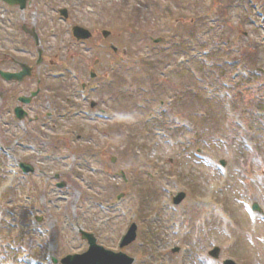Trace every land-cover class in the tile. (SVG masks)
<instances>
[{"label":"rangeland","instance_id":"rangeland-1","mask_svg":"<svg viewBox=\"0 0 264 264\" xmlns=\"http://www.w3.org/2000/svg\"><path fill=\"white\" fill-rule=\"evenodd\" d=\"M65 8L74 27L94 37L96 51H68L64 37L61 63L77 75L73 86L90 82L94 69L101 88L82 102L79 87L68 89L46 73L47 91L26 108L23 123L1 109L2 259L48 264V249L58 261L86 252L80 229L114 247L139 211L138 240L123 250L134 264H264V0H70ZM43 12L39 34L55 32L44 43L53 53L61 33ZM144 85L155 86L154 94L134 92ZM91 101L103 120L90 111ZM48 106L80 116L46 120ZM19 163L36 172L16 176ZM183 190L188 198L175 208L172 197ZM254 204L263 215L253 225ZM214 246L222 249L217 260L208 254Z\"/></svg>","mask_w":264,"mask_h":264},{"label":"flooded vegetation","instance_id":"flooded-vegetation-1","mask_svg":"<svg viewBox=\"0 0 264 264\" xmlns=\"http://www.w3.org/2000/svg\"><path fill=\"white\" fill-rule=\"evenodd\" d=\"M11 2L8 4L0 0V101H3L6 95L11 94V100L6 101L7 106L2 105V110L7 113H12V109L15 110L19 98L30 97L35 91L38 96L28 107L31 106L30 110H32L33 105H38L39 97L43 91H47L44 90V83L47 81L44 79L46 73L47 78H50L51 66L66 64L62 63L67 50L60 47L64 42V37L69 40L68 51L69 49H94L96 47L91 41L79 42L73 38L72 31L75 25L70 20V9L65 8V2H70V0H11ZM62 5L64 8L60 7ZM43 10L47 11L57 33L59 29L61 33L58 34L57 39L59 46L53 50V53L51 49H44V43L55 40V32H52L51 36H46L45 33L39 34ZM64 10H67L65 19L61 16ZM52 15L56 20L51 17ZM29 20L32 21V27L28 24ZM10 43H13L16 49H9L7 46ZM43 67H46L44 72L40 71ZM14 75L16 77L11 78L12 80L6 79V76ZM20 78L21 81H18ZM30 87L35 89L32 90ZM25 89L28 92H25Z\"/></svg>","mask_w":264,"mask_h":264},{"label":"water","instance_id":"water-1","mask_svg":"<svg viewBox=\"0 0 264 264\" xmlns=\"http://www.w3.org/2000/svg\"><path fill=\"white\" fill-rule=\"evenodd\" d=\"M5 1L9 2L10 0H5ZM75 34L77 37L80 36L83 39H87L89 36L87 32H84L82 29H77ZM104 35L105 37L108 36L107 33H104ZM21 168L25 173L33 172V169H31L28 166L22 165ZM59 187H63V185H59ZM255 209H258L257 205H255ZM85 237L88 239L89 244L91 246L90 251L83 256L68 257L62 261V264H131L132 263V261L127 260L122 255H113L97 247L95 241L92 239L91 236L85 235ZM132 240H133V236L132 234H130L127 240L125 241L124 246L129 244ZM218 253L219 251L217 250L214 253H211V255L217 257Z\"/></svg>","mask_w":264,"mask_h":264},{"label":"trees","instance_id":"trees-1","mask_svg":"<svg viewBox=\"0 0 264 264\" xmlns=\"http://www.w3.org/2000/svg\"><path fill=\"white\" fill-rule=\"evenodd\" d=\"M130 150H131V149H130ZM131 152H132V150H131ZM2 239H5V237H3ZM2 242H3V241H2ZM10 254H11V253H10ZM15 256H16L15 254H14V255L12 254V256H10V257H11V258H14ZM1 263H3V264L6 263V260H5L4 262L2 261Z\"/></svg>","mask_w":264,"mask_h":264}]
</instances>
